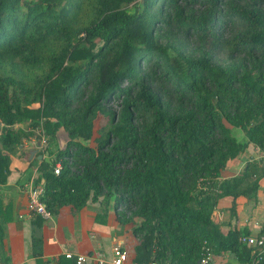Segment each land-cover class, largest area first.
<instances>
[{
  "label": "trees",
  "instance_id": "16d2710c",
  "mask_svg": "<svg viewBox=\"0 0 264 264\" xmlns=\"http://www.w3.org/2000/svg\"><path fill=\"white\" fill-rule=\"evenodd\" d=\"M99 113L110 123L86 144ZM40 125L50 158L29 169L53 214L113 200L135 261L198 264L210 247L264 264L240 240L250 232L213 218L224 197L231 214L239 197L256 200L264 179L260 160L223 178L250 145L264 150V0H0V185ZM61 127L69 141L55 150Z\"/></svg>",
  "mask_w": 264,
  "mask_h": 264
},
{
  "label": "crops",
  "instance_id": "0c3cea01",
  "mask_svg": "<svg viewBox=\"0 0 264 264\" xmlns=\"http://www.w3.org/2000/svg\"><path fill=\"white\" fill-rule=\"evenodd\" d=\"M34 139L26 140L20 145L17 154H10L11 164L7 182L0 185V229L3 231V247L0 248L1 264H39L37 257L32 255V238L35 230L36 216L27 209V183L35 178L37 170L29 169L30 161L39 155L38 147H32ZM35 152L34 155L32 152ZM5 153L9 154L5 151ZM42 155L38 158L41 159ZM260 160L264 162L262 151L250 145L248 150L229 161L223 172V178L240 174L248 161ZM30 174H29V172ZM32 174V175H31ZM31 175V176H30ZM232 199L224 197L219 201L213 218L221 224L224 233L230 230L248 231L257 234L264 226V179L256 200L244 197L237 199V211L231 214ZM99 226H107L110 230L107 238L111 239L110 248L104 244L105 233L99 231ZM44 239L43 264H57L60 256L67 253L93 255L103 254L110 264L116 243L124 245L126 238L117 237L110 224H96L92 217L87 218L85 207L76 210L71 206H64L58 214L44 220L40 229ZM216 264H246L238 259L234 252L222 251L213 253Z\"/></svg>",
  "mask_w": 264,
  "mask_h": 264
},
{
  "label": "rangeland",
  "instance_id": "374dc122",
  "mask_svg": "<svg viewBox=\"0 0 264 264\" xmlns=\"http://www.w3.org/2000/svg\"><path fill=\"white\" fill-rule=\"evenodd\" d=\"M34 106H38V104H35ZM109 123H110V117L107 116V114L99 113L95 119L94 138L89 141H85L86 144L95 145L96 144L95 138H97L99 135L102 134L105 128L109 125ZM23 126L27 129L31 128V126L29 127V124H25ZM32 131L34 133L33 137L31 138L34 139L32 141L33 142L32 147H37V144L39 143L40 146L38 147V152L44 153V155H42V158H47V159L50 158L48 150L45 147L47 145L48 138L46 136V131L44 127L40 125L38 127L33 128ZM28 132L30 131L28 130ZM234 132L236 135L239 136L242 135V132L239 130H235ZM39 138H41V140H39ZM68 141H69V134L67 130L64 127H61L57 131L56 145L52 146V148L55 150L58 147L64 148ZM25 142L26 140L24 141V143ZM58 163H61V161H59ZM113 203H114L113 200L109 201V203H106L105 200L96 203L90 202V204L85 207L86 217L87 218L92 217L93 221L96 224H102V225L110 224V226L114 231V235H116L117 237L122 236L126 238V243L124 245L122 244L121 245L130 253L131 256H133V246L138 241V238L135 237L132 233L131 223L122 224L116 219L117 213H116V209L113 207ZM98 230L101 231L102 233H105V235H103L104 244L106 245V249H109L111 239L107 238V235L110 229L107 226H99ZM117 245L118 243H116L115 246Z\"/></svg>",
  "mask_w": 264,
  "mask_h": 264
},
{
  "label": "built area",
  "instance_id": "2783aa9c",
  "mask_svg": "<svg viewBox=\"0 0 264 264\" xmlns=\"http://www.w3.org/2000/svg\"><path fill=\"white\" fill-rule=\"evenodd\" d=\"M264 156V150L262 151ZM62 164L58 163L55 167V173L60 174ZM27 194L29 197L27 209L31 214H38L44 219L48 220L53 217L52 211L47 207L42 197L44 195V186L41 183H36L35 178H32L27 183ZM240 240L249 246H258L264 250V226L263 231L260 234L241 235ZM68 258L74 259L76 264H106L109 261L106 260L103 254L97 252L91 256L85 254H73L67 253ZM1 264V262H0ZM110 264H171L169 262H163L154 260L152 262H138L132 259L129 252L121 245L118 244L113 249V257ZM198 264H216L213 258V252L210 247H204L203 254Z\"/></svg>",
  "mask_w": 264,
  "mask_h": 264
},
{
  "label": "water",
  "instance_id": "95a60500",
  "mask_svg": "<svg viewBox=\"0 0 264 264\" xmlns=\"http://www.w3.org/2000/svg\"><path fill=\"white\" fill-rule=\"evenodd\" d=\"M34 153H35V152L33 151L32 154L34 155ZM40 157L42 158V156H40Z\"/></svg>",
  "mask_w": 264,
  "mask_h": 264
}]
</instances>
